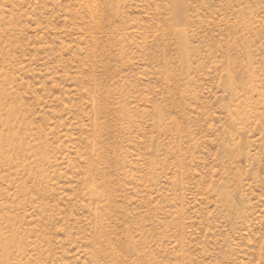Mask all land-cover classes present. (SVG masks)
<instances>
[{"label":"rangeland","instance_id":"rangeland-1","mask_svg":"<svg viewBox=\"0 0 264 264\" xmlns=\"http://www.w3.org/2000/svg\"><path fill=\"white\" fill-rule=\"evenodd\" d=\"M6 109L0 264H264V0H0Z\"/></svg>","mask_w":264,"mask_h":264},{"label":"bare ground","instance_id":"bare-ground-1","mask_svg":"<svg viewBox=\"0 0 264 264\" xmlns=\"http://www.w3.org/2000/svg\"><path fill=\"white\" fill-rule=\"evenodd\" d=\"M7 115L5 116L3 123L4 126L8 129H10V132L7 136H1L0 141L3 143H7L9 146H11L9 143H13L11 139V135H13L15 133L14 131V126H15V122H18V116L17 114L13 111V109H6ZM12 133V134H11ZM16 147H20L19 145H14V149ZM2 243H5L6 245H8L5 241H3L2 239H0V246H2ZM1 251H2V258H8L9 259V255H10V251L6 246L0 247ZM7 260H5L6 262Z\"/></svg>","mask_w":264,"mask_h":264}]
</instances>
